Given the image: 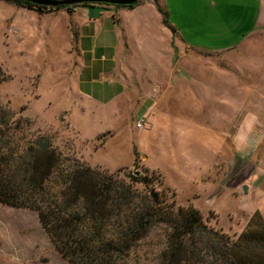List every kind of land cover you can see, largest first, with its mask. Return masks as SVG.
<instances>
[{"label":"rangeland","instance_id":"1","mask_svg":"<svg viewBox=\"0 0 264 264\" xmlns=\"http://www.w3.org/2000/svg\"><path fill=\"white\" fill-rule=\"evenodd\" d=\"M116 6L89 7L113 8L116 20L132 10ZM79 7L21 13L0 0V67L8 77L0 83V112L29 122L27 133L50 138L67 163L109 173L147 169L168 202L191 205L207 225L240 233L257 206L247 192L264 187V65L249 63L243 51L211 54L177 42L172 59L161 54L144 65V50L155 54L162 41L154 32L142 41L136 31L118 30L111 50L101 47L104 31L96 40L85 32L77 46L70 39L84 23L81 11L72 16ZM123 14V29L139 27ZM255 40L250 53L263 62L264 35ZM237 116L240 126L232 128ZM250 142L251 152L244 151ZM163 239L161 230L150 233L128 264H157ZM0 264L70 263L35 212L0 205Z\"/></svg>","mask_w":264,"mask_h":264},{"label":"trees","instance_id":"2","mask_svg":"<svg viewBox=\"0 0 264 264\" xmlns=\"http://www.w3.org/2000/svg\"><path fill=\"white\" fill-rule=\"evenodd\" d=\"M2 1L39 14L71 12L75 6ZM90 5L97 4L81 6ZM7 79L0 67V83ZM28 125L13 120L7 110L0 112V205L35 212L56 251L70 264H128L130 253L155 230L164 235L157 264H264V218L259 211L231 236L207 225L195 207L168 202L156 192L147 169L109 173L67 163L50 138L27 133Z\"/></svg>","mask_w":264,"mask_h":264},{"label":"crops","instance_id":"3","mask_svg":"<svg viewBox=\"0 0 264 264\" xmlns=\"http://www.w3.org/2000/svg\"><path fill=\"white\" fill-rule=\"evenodd\" d=\"M9 5L14 7L15 11H27L12 4ZM219 8H221L220 12ZM91 10L93 14H98V18H93ZM80 11L84 15V23L79 25L76 23L77 20L73 21L76 26L79 25V29L78 31L75 30L76 36L74 35L70 39L77 46L81 43L85 32L90 33L84 38L96 40L101 37V33L104 31L100 41L102 42L101 47L105 50L118 47L117 37L114 38V34L118 30L121 31V34L125 33V35L136 31V34L141 36L142 41H144L143 37L149 38L150 34L154 32L159 37H162V41L153 49L156 52L155 54L149 53L146 49L144 50L142 53V63L144 65L154 62L151 59H154L155 56L160 58L161 54H166L173 58L176 42L183 48L205 50L206 52H212L211 54L243 51L247 53L249 63L253 60L256 62L255 64L264 65V61L262 62L260 57H258V52H255V54L250 53L260 44L259 41L255 40V37L261 33L264 35V0H141L134 9H125L119 15L120 20L124 18L125 14L123 13L133 15L136 18L135 24L139 25L138 28L125 26V30L123 29V24L118 22L119 19H115L117 11L113 8L102 9L80 6L72 16H77ZM109 19V22L105 21ZM113 20H116V22ZM225 44H232V46L229 45L230 48H226L228 45ZM138 48L141 47L138 46ZM256 54L257 56H255ZM162 57L164 59L166 56L163 55ZM109 59L115 60L116 57L111 55ZM244 59L246 58H239L238 61L240 62ZM233 109L239 111V108ZM245 112L247 110L242 113ZM248 112V115L252 114V112ZM239 126L237 116L232 128H238ZM235 134L232 138L239 139L238 133ZM237 145H239L238 141ZM251 149L252 144L250 142L244 151L251 152ZM244 151L241 152L245 153ZM247 193L248 195L246 196H250L257 204L256 207L248 211V219L254 211H259L264 218V207L259 205L260 202L264 203V187L261 189L250 187Z\"/></svg>","mask_w":264,"mask_h":264},{"label":"water","instance_id":"4","mask_svg":"<svg viewBox=\"0 0 264 264\" xmlns=\"http://www.w3.org/2000/svg\"><path fill=\"white\" fill-rule=\"evenodd\" d=\"M31 2L38 6L56 7V6H73L83 4H107L118 6H129L139 3L141 0H24ZM244 194H246L247 187H244Z\"/></svg>","mask_w":264,"mask_h":264}]
</instances>
